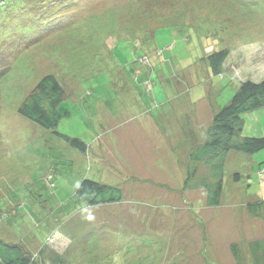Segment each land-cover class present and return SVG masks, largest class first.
I'll list each match as a JSON object with an SVG mask.
<instances>
[{"label":"rangeland","instance_id":"obj_1","mask_svg":"<svg viewBox=\"0 0 264 264\" xmlns=\"http://www.w3.org/2000/svg\"><path fill=\"white\" fill-rule=\"evenodd\" d=\"M220 49L214 71L208 54ZM7 65L2 240L39 264H236L232 241L248 251L240 264L264 258L263 227L243 217L245 201L260 195L264 206V147L228 152L218 206L184 187L191 145L240 82L264 78V0H0ZM45 74L64 88L54 130L85 152L17 112ZM242 119L243 136H264V107ZM205 172L197 164L189 185ZM83 178L120 187L122 200L88 205L75 193Z\"/></svg>","mask_w":264,"mask_h":264},{"label":"trees","instance_id":"obj_2","mask_svg":"<svg viewBox=\"0 0 264 264\" xmlns=\"http://www.w3.org/2000/svg\"><path fill=\"white\" fill-rule=\"evenodd\" d=\"M136 15L138 14L135 13ZM162 18L165 19L166 17L162 16ZM139 21L141 23L146 22L147 18ZM173 25L179 27V29L184 26ZM142 26L143 30L149 34V29H145L147 27L144 25ZM132 34L130 33V35ZM146 37L152 40V34ZM149 42L151 44V41L143 44L144 50H147ZM144 54H147V52ZM144 54L143 56H145ZM227 54V49H220L208 54L214 71H219V67ZM7 68L8 65L0 68V75H3ZM236 88L230 99L214 114L212 123L207 129L205 140L200 144L191 145L187 155L184 187L188 189L195 187L203 189L206 194V204L211 207L218 206L221 201L223 164L228 152L234 150L253 153L264 147V136H243L242 134V114L264 107V78L258 81L243 80ZM63 95L64 88L56 76L45 74L22 100L17 107V112L45 129H52L58 137L69 143L71 147L85 152L87 146L82 140L77 137L60 134L54 130L61 118L57 106L61 102ZM197 164L204 165L206 172L199 180L196 177L194 184L190 186L189 183L194 178ZM233 178L239 180L240 174L234 173ZM75 193L88 205L115 203L121 201L123 197L120 187L91 178H83L76 186ZM246 208L252 216L264 218L262 200L251 201L247 203ZM260 258H262L261 254H256L254 258L255 264H260ZM0 264L39 263L34 258V255L24 249L20 243L7 242L0 238Z\"/></svg>","mask_w":264,"mask_h":264},{"label":"crops","instance_id":"obj_3","mask_svg":"<svg viewBox=\"0 0 264 264\" xmlns=\"http://www.w3.org/2000/svg\"><path fill=\"white\" fill-rule=\"evenodd\" d=\"M263 190H264V187L262 188ZM261 196L260 195H257V196H255V197H253L252 199H249L247 202L245 201V203L243 204L244 205V214L246 213V216H243L245 219H249V216H251V226H261V227H263V229H264V218H261V217H254V216H252L249 212H248V210H247V208H246V205H247V203H249V202H251V201H259V200H262L261 198H260ZM262 210H263V215H264V206H263V208H262ZM248 222V221H247ZM261 227H260V229H261ZM251 231V230H250ZM258 233H260V232H258ZM254 238L253 239H251L250 240V238L248 237L247 239H246V246L250 249L251 247L249 246V241H254L255 240V236L257 235V233H256V231H254ZM244 235H246V232L244 233ZM262 238H264V234H262ZM234 243H236L235 244V247H234V245L232 246V250L233 251H231L230 253H231V255H232V258L234 259V262L236 263V264H240V259H243L244 258V254H245V252L247 253L248 251L246 250V248H245V246L244 247H242V248H240L239 246L241 245L240 244V242H236V241H232V244H234ZM231 244V243H230ZM230 244L228 245V248L230 247ZM239 245V246H238ZM242 250V254H240V251ZM250 252L252 253L253 252V250L251 249L250 250ZM264 263V258H263V256H262V258H260V264H263Z\"/></svg>","mask_w":264,"mask_h":264}]
</instances>
